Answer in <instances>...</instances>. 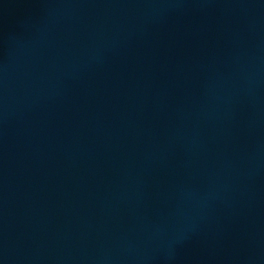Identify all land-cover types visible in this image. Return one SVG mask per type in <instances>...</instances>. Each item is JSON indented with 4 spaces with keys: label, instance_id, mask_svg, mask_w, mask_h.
<instances>
[{
    "label": "water",
    "instance_id": "95a60500",
    "mask_svg": "<svg viewBox=\"0 0 264 264\" xmlns=\"http://www.w3.org/2000/svg\"><path fill=\"white\" fill-rule=\"evenodd\" d=\"M0 264H264V0H0Z\"/></svg>",
    "mask_w": 264,
    "mask_h": 264
}]
</instances>
